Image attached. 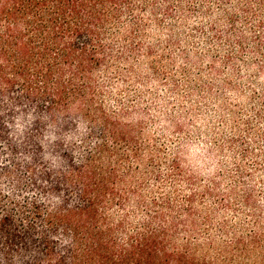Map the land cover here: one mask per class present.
<instances>
[{
    "label": "trees",
    "instance_id": "trees-1",
    "mask_svg": "<svg viewBox=\"0 0 264 264\" xmlns=\"http://www.w3.org/2000/svg\"><path fill=\"white\" fill-rule=\"evenodd\" d=\"M205 1L222 13L205 34L226 48L225 63L249 54L264 71V0ZM192 5L0 0V186L15 188L11 196L0 188V264H264V209L250 189L239 195L236 187L221 192L214 183L188 196L173 189L157 198L150 185L182 177L178 161L147 142L142 121L124 123L99 99L93 74L102 65L156 56L143 39V14L150 12L148 19L162 28L175 20V10ZM169 36L171 43L180 41L179 32ZM126 71L135 74L131 65ZM85 122L86 146L68 141ZM46 156L61 158L62 166L51 168ZM49 194L60 202L40 199ZM232 195L248 208V222L218 223L216 235L214 214L220 206L235 207ZM133 198L147 217L135 224L126 211ZM210 199L211 211L202 208Z\"/></svg>",
    "mask_w": 264,
    "mask_h": 264
},
{
    "label": "clouds",
    "instance_id": "clouds-1",
    "mask_svg": "<svg viewBox=\"0 0 264 264\" xmlns=\"http://www.w3.org/2000/svg\"><path fill=\"white\" fill-rule=\"evenodd\" d=\"M221 14L213 7L211 16L198 14L187 19L186 22L181 18L177 21L180 25L177 30L183 33L191 32L195 27L214 21ZM143 15L148 24V27L144 29L145 44L152 45L157 41L167 40L169 30L159 28L148 19L151 16L150 12ZM121 32L122 35L116 37L119 41H123L124 30L122 29ZM186 40H191V37L182 38L181 49L187 50L192 63L186 62L180 49H177L173 54L175 63L172 65V73L179 75L181 69L187 67L191 70V78L195 80L198 68L205 67L209 60L206 57L203 62L199 60V56H203L206 51L201 38L197 37L191 43H186ZM104 43L107 45L112 43V40H105ZM129 65L135 69V74L126 71ZM257 71L258 68L255 65L251 68L241 65L238 77L231 66L222 74L213 73L211 77L206 73H201L205 80H212L216 85L211 93L205 91L203 96L187 93L178 96L171 92L169 82L162 83L152 77L148 67V58L144 56H140L135 62L121 63L118 67L102 65L93 75L102 93L101 99L105 111L115 114L124 123L137 124L144 121L143 137L149 144L154 139L159 140L166 150L167 159H176L183 170L182 177L173 178L163 187L150 185V190L158 198L159 195L172 192L173 189L181 196H188L193 191H202L205 186H213L214 183L219 184L217 191L229 192L231 190L230 174L234 172L237 164L242 163L238 152L229 146L230 138L236 134L233 127V112L241 108L247 112L250 106L251 90L260 91V86H264V72L252 76V73ZM250 76L256 81L255 84L249 80ZM225 80L234 81L239 86L220 87ZM138 93L142 103L133 101L132 107L128 108L129 99ZM136 107H148V114L133 111L132 108ZM126 110L130 111L131 115H124ZM244 118L246 119L247 116ZM22 127L17 119L16 128L20 130ZM77 130L78 134L67 137V140L74 141L76 145L86 146V138L90 132V129L86 127V122L78 123ZM45 159H51L50 167L54 169L60 168L63 164L59 157L46 156ZM161 170L165 175L170 171L166 166H163ZM261 179H264V172L254 173V177L250 180V184L254 185L258 192L264 188V185L259 183ZM0 188L9 196L15 190L14 185L12 188L7 186H0ZM156 189H159V192H156ZM25 195L35 196L36 193L26 192ZM49 197L41 196L40 199L45 203L60 202L58 197L51 196V194ZM16 198L22 199V197ZM260 203L264 204V195L260 196ZM214 207L216 206L212 205L211 200H206L205 205L202 206V208H209L210 211ZM126 211L132 213L129 219L134 224L147 218L144 211L136 207L135 198ZM237 219L239 217L234 216L230 209H219L214 214L213 223L224 221L235 223Z\"/></svg>",
    "mask_w": 264,
    "mask_h": 264
},
{
    "label": "rangeland",
    "instance_id": "rangeland-1",
    "mask_svg": "<svg viewBox=\"0 0 264 264\" xmlns=\"http://www.w3.org/2000/svg\"><path fill=\"white\" fill-rule=\"evenodd\" d=\"M199 3H201L200 6H209L211 12L213 11V7L219 10L217 8V4L209 3L205 0L203 2L194 0L195 5L187 7V9L185 8L178 9L177 11L175 10L173 14L175 20H173V22H171L172 20L165 21V25L161 28H167L169 30L167 40L157 41L155 44L151 45L153 46L154 53L156 54L153 61L144 56L148 58V67L150 69L152 77L162 83L169 82L171 84L170 91L178 96L185 93H187L188 95L196 94L197 96H203L205 91L211 93L212 89L216 87V85L212 80H205L201 76V73H206L211 77L213 73L222 74L229 68V66H231L235 72V75L238 77L241 65L246 68H251L253 65L257 66L258 59L244 53H242L240 57H238L239 59L234 62V65H229L228 63L226 64L224 61V58L228 55V51L226 50V48L222 46L221 43H214L213 41H211L209 38L210 36L208 37L209 39L206 37L205 30L208 29L210 22L206 25L202 24L198 27H195L191 32L188 33H183L182 31L177 30L180 28V25L177 23V21H179L181 18H183L186 22L187 19L198 14L207 16L204 12L201 11V8H197V4ZM183 14L186 15L185 17L187 18L183 17ZM185 26H187L186 23ZM172 32H179L180 34V41H178L177 43H171L169 40V35ZM186 37H191V40H186V43H191L192 40H195L197 37L201 38L203 40L206 51L203 56H199L198 54L199 60L200 62H203V59L205 57L209 60L205 67L198 68L195 73L197 77V79L195 80L191 78V70L187 67H183L179 75L172 73V65L175 63L173 54L176 53L177 49H180L181 53L183 54V59L186 62L192 63L187 54V50L181 49V40L182 38ZM137 60L138 59H135L134 62ZM213 64H215L216 71L211 70ZM258 71L253 72L252 76L259 75L260 73ZM249 80H251L252 84L256 83V81L253 80L251 76L249 77ZM223 86L237 87L239 85H237L234 81L225 80L223 84L220 85V87ZM101 96L102 93L100 92L99 99H101ZM133 101L142 103L139 93L129 99L128 105H132ZM249 105L250 106L248 107L247 112H245L243 108H241L239 111L233 112V127L236 130V134L230 138V141L233 142L230 143L229 141V146L234 148L238 152L242 163L237 164L234 172L230 174V179L232 182L230 187L231 189L236 187L239 195L243 194V190L245 188L250 189L257 203L264 209V204L260 203V196L264 195V188H262L258 192L256 187L250 184V180L254 177V173L264 172V86H260V91H256L255 89L251 90ZM135 109L137 111L143 112L145 115L148 114V107H136ZM135 109H133V111ZM249 113H251V115H249ZM245 116H247L246 119L244 118ZM142 122L144 123V121ZM152 143L156 144L157 146H161L164 152L163 155L167 157L166 150L163 147L162 143L159 142V140L154 139ZM244 148L249 150L248 153H244ZM241 168L244 171L245 175L243 176H245V178H243L242 175L238 176V171ZM249 169H252V171H249ZM259 183L261 185H264V179H261ZM239 197L240 196L238 195H232L230 197L232 200L231 202L235 205V207H219V209H230L234 216H238L239 219H237L235 222V224L238 225L247 223L249 219L248 213H250L247 210L248 208H245V205H242ZM210 200L212 201V204L215 203L214 199ZM215 224L216 225L214 231L216 232V235H219V230L217 228L219 224Z\"/></svg>",
    "mask_w": 264,
    "mask_h": 264
}]
</instances>
